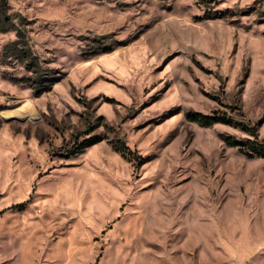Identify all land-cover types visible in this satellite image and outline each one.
Listing matches in <instances>:
<instances>
[{
    "label": "rangeland",
    "instance_id": "374dc122",
    "mask_svg": "<svg viewBox=\"0 0 264 264\" xmlns=\"http://www.w3.org/2000/svg\"><path fill=\"white\" fill-rule=\"evenodd\" d=\"M5 17L31 54L0 29L5 264H264V157L194 119L264 141V0H0Z\"/></svg>",
    "mask_w": 264,
    "mask_h": 264
},
{
    "label": "trees",
    "instance_id": "16d2710c",
    "mask_svg": "<svg viewBox=\"0 0 264 264\" xmlns=\"http://www.w3.org/2000/svg\"><path fill=\"white\" fill-rule=\"evenodd\" d=\"M6 17L4 18V22L8 24L1 26L2 28L0 29L6 30L10 28H16V31H17L18 29L16 25L13 23V21H11L9 18H6ZM27 44L28 43L26 40V36L24 37V34L19 33L17 31L16 41L10 43L9 45L13 46L12 48L13 51L15 49V52H17L18 54L20 53L19 55H22L23 57L27 56V58L29 59L31 58V54L29 55V52H28L29 47L27 46ZM194 119L200 122L204 126H212L217 123H224V124H228V125L240 128L241 130L253 136V138H246L244 141H239L238 139L228 135L224 137L225 142L230 146L238 147L240 152L246 155L247 157H250V158L264 157V141L259 140V131H258L257 124L251 126L250 124H245L240 120L237 121L234 118L229 117L226 114H220L218 111H214L213 114H210V115L197 114V116L194 117Z\"/></svg>",
    "mask_w": 264,
    "mask_h": 264
},
{
    "label": "crops",
    "instance_id": "0c3cea01",
    "mask_svg": "<svg viewBox=\"0 0 264 264\" xmlns=\"http://www.w3.org/2000/svg\"><path fill=\"white\" fill-rule=\"evenodd\" d=\"M0 264H5V263H4V259H0ZM38 264H45V262L42 260V261L39 262Z\"/></svg>",
    "mask_w": 264,
    "mask_h": 264
}]
</instances>
